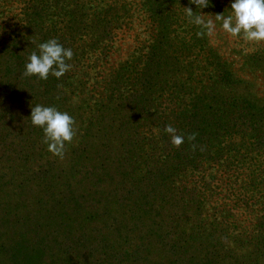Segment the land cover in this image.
Returning <instances> with one entry per match:
<instances>
[{
  "label": "trees",
  "instance_id": "trees-1",
  "mask_svg": "<svg viewBox=\"0 0 264 264\" xmlns=\"http://www.w3.org/2000/svg\"><path fill=\"white\" fill-rule=\"evenodd\" d=\"M184 2L134 4L136 17L149 21V50L158 39L171 45V22H187ZM127 5L0 0V264H264V150L239 145L249 134L233 131L188 137L189 110L159 109L168 97L150 77L151 55L143 65L134 58L96 71L112 47L111 30L128 26ZM50 39L73 51L71 69L60 79L26 76L28 57ZM90 81L97 85L93 120L72 112ZM195 98L204 108L218 100ZM219 99L220 111L200 120L214 130L233 113ZM35 105L74 117L69 164L55 166L57 156L45 162L43 129L31 124ZM167 125L184 138L179 146ZM96 128L106 135L96 136Z\"/></svg>",
  "mask_w": 264,
  "mask_h": 264
},
{
  "label": "rangeland",
  "instance_id": "rangeland-1",
  "mask_svg": "<svg viewBox=\"0 0 264 264\" xmlns=\"http://www.w3.org/2000/svg\"><path fill=\"white\" fill-rule=\"evenodd\" d=\"M112 1L117 3L126 1L128 4L129 17L124 20L128 26L122 23L121 27L114 29L113 32L111 30L112 47L103 63L97 64V72L101 71L102 75L106 71H113L134 58L143 65L146 63L147 57L151 55L154 59L150 77L154 81L164 84L163 98L168 97L167 103H164V106H160L159 109L164 113L176 112L178 114H180L181 108L189 110H184L187 112V121L189 122L190 134L188 137H191L192 134L195 135L194 137L203 134V139H206L209 138L207 137L209 133L216 136L221 131H233L237 135L249 134V137L240 139L238 142L235 140L239 145L244 144L249 151H253L255 148L256 152L264 150V42H248L243 38V34L232 36L222 29L221 22L216 20V16L231 14L232 0H209V5L200 10L202 13L196 9L194 4L190 3V0H185L184 4L196 11V15H203L205 21L215 22V30L209 34L207 29L190 23L188 17L185 19L187 22L183 23V16H179L180 21L171 22V28L175 31L169 39L171 45L164 46L159 43L158 39V42L152 43L150 50L147 48L148 42H150V40L148 41L149 21L143 16L136 17L133 10L134 4H138L139 0ZM182 23L183 26L177 28V25ZM198 33L203 34L198 35ZM200 46H203L204 49L201 50ZM210 62H213L211 66ZM87 86L88 88H85L87 93L83 95V99L81 97L76 99L72 112L74 114L78 112L84 119L93 120L97 114L90 113L94 109V96L91 90L97 85L93 83L91 86L90 81ZM202 86L210 89L205 93H200L198 89ZM198 94L204 99L211 97L218 100L215 106L211 107L208 104L207 108H204V105L197 107L191 100ZM173 96H177L175 101H169ZM219 98L230 101L229 106L233 113L228 126L219 125L216 126L218 129L214 130L211 127L212 121L209 124L200 120L202 117L208 120L210 112L220 111L219 107L222 108L225 101ZM69 108L70 106L65 109ZM60 111L68 112L62 109ZM68 113L71 115L70 112ZM100 121L102 124H109L111 122L110 115L104 113ZM81 124L82 119H78V125ZM12 130L13 135L17 133V130L13 128ZM204 131L206 132L204 133ZM93 133L98 136L101 132L96 128ZM100 135L104 136L106 133L102 132ZM86 139L85 145H89L94 140L91 136ZM78 142L77 138V144ZM70 151V146H66L64 158L57 157L55 166L69 164L70 160L75 157V153L69 154ZM262 154L264 161V153L262 152ZM52 156L54 155L50 152V155L45 157V162L48 159L53 160Z\"/></svg>",
  "mask_w": 264,
  "mask_h": 264
},
{
  "label": "clouds",
  "instance_id": "clouds-1",
  "mask_svg": "<svg viewBox=\"0 0 264 264\" xmlns=\"http://www.w3.org/2000/svg\"><path fill=\"white\" fill-rule=\"evenodd\" d=\"M190 3L200 11L209 5V0H190ZM186 9L190 23L207 29L209 34L215 30V22L205 21L203 15H196V11L191 7ZM231 10L232 13L228 16H216L225 32L232 36L243 34V38L248 42H264V0H232ZM38 49V52L34 51L28 57L24 72L26 76L47 80L49 75H52L60 79L71 69L68 61L73 58L74 53L57 39L39 43ZM30 118L33 126L43 129L44 143L47 144L48 151L63 159L66 144H70L76 134L74 117L55 106L35 105L31 109ZM164 131L171 136L172 143L176 146L183 143L184 138L177 134L172 125H167Z\"/></svg>",
  "mask_w": 264,
  "mask_h": 264
}]
</instances>
